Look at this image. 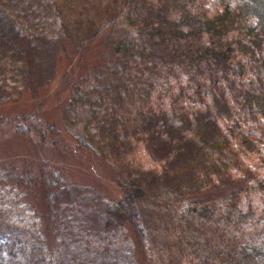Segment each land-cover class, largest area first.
<instances>
[{"label":"trees","instance_id":"1","mask_svg":"<svg viewBox=\"0 0 264 264\" xmlns=\"http://www.w3.org/2000/svg\"><path fill=\"white\" fill-rule=\"evenodd\" d=\"M90 1L0 0V16L10 21L21 46L1 51L0 65H29L39 40L76 46L78 67L64 84L66 113L84 124L75 133L76 147L103 162L120 192L103 202V210L95 209L98 240H127L133 264H164L172 253L182 264L184 258L186 264H264V234L252 216L264 182L253 186L249 165L244 175L231 173L239 154L264 156V137L243 125L249 115L264 113V83L250 86L251 74L264 78V0H215L214 6L211 0ZM16 70L26 78L19 95L35 90L30 71ZM179 77L186 79L182 89L194 106L209 99L216 111L205 115L193 108L194 135L182 136L186 142L173 158L183 164L168 180L170 161L161 171L132 167L123 151L129 142L124 130L134 111L147 116L151 90L163 82L168 89ZM94 92L97 100L90 98ZM179 102L172 97L173 107L182 110ZM43 120L33 112L9 121L19 134L43 139L54 130ZM47 159L0 170V264H76L66 252L70 241L61 236L70 222L56 186L62 173ZM19 200L27 211H15ZM87 235L93 241L96 233Z\"/></svg>","mask_w":264,"mask_h":264},{"label":"rangeland","instance_id":"2","mask_svg":"<svg viewBox=\"0 0 264 264\" xmlns=\"http://www.w3.org/2000/svg\"><path fill=\"white\" fill-rule=\"evenodd\" d=\"M209 5L214 6L215 0H211ZM9 22L5 17L0 16V52L5 51L7 54L15 47H21L13 26ZM33 45V56H31L33 60L28 63L29 65L22 60L17 64L16 61L15 63L11 61L5 67L0 65L4 68L2 72L0 71V170L10 165L21 167L32 162L39 164L43 159L49 158L47 160H50L49 164L55 171L62 173L58 176L61 178L56 186L60 197L67 201L66 208L70 214L68 216L70 222L62 225L66 226V229L61 232V236L70 241L68 244L66 242L67 255H70L76 264H133L136 259L130 251L131 246L129 247L127 240L106 233L107 237L98 240V232L102 230V227L95 209L103 210V202L115 196L118 197L120 192L117 189L118 184L113 181L114 178L103 162L86 150L76 147L75 133L79 135L84 124H81L77 116L72 115L71 117L66 113L68 91L64 90L69 72L78 67L76 46L53 39L39 40ZM3 60L1 57L0 63ZM20 67L30 71L29 81L35 87V90L22 92L21 95L18 89L26 78L21 70H16ZM11 74H14L15 79H12ZM185 82V78L181 80L179 77L168 89L166 83H160L156 91L151 90L152 96L148 108H143L144 112H148L147 116L142 118L141 113L134 111L130 120H127L124 133L129 137V142L123 151L127 153L135 169L161 171L162 165L170 161L165 166L168 164V180H172L171 178L183 164L180 159L173 158V155L186 142L182 136L187 138L193 134L196 123L195 114L192 113L193 108L201 109V114L205 115L215 113V109H210L212 101L209 99L204 102L197 101L195 106L188 100V92L182 89ZM248 82H250V77ZM263 83V76L260 78L256 74H251L250 86L262 88ZM184 88L186 90V86ZM173 96L179 98L180 105L184 106L182 110L173 107L171 103ZM90 98L97 100L99 93H91ZM79 110H83L82 106ZM33 112L40 114L47 127L54 128V130L48 129L43 139L40 135L19 134L15 125L9 121L17 115H28ZM243 125L251 132L264 137V113L256 112L249 115ZM103 130L105 133L108 132V129ZM239 158L240 165L232 166L233 175H244L243 169L249 165V168H252L251 175H256L253 178L251 176L253 186L256 187L259 181L264 182V156L259 157V154H252L246 158L244 154H239ZM225 177L226 179L231 178L230 174H226ZM63 181L67 183L66 189H60L65 184L62 183ZM253 190L255 189L250 191ZM24 193L31 195L32 198L36 196L34 191L26 190ZM161 200L164 199L161 198ZM17 203L20 210L15 209L16 212L27 211L22 200ZM253 206V219L257 222L256 226L262 229L263 235L264 188H260L256 193ZM4 209L14 213L11 207ZM145 209L153 213L149 206ZM3 223L0 217V225L4 228ZM69 230L72 232H68ZM91 232L96 233L93 241L92 236L87 235ZM224 237L231 242L230 234ZM235 239L237 240L238 236ZM153 247L157 248L154 244ZM225 255V253L222 254V256ZM184 259L183 264H186L187 260ZM163 263L182 264L181 260L176 258L175 253H172ZM216 264L227 263L219 260Z\"/></svg>","mask_w":264,"mask_h":264}]
</instances>
